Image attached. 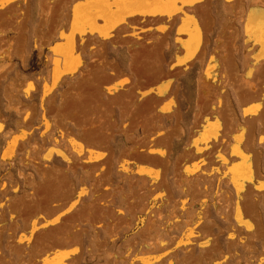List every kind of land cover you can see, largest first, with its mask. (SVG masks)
Returning <instances> with one entry per match:
<instances>
[{"label": "rangeland", "instance_id": "obj_1", "mask_svg": "<svg viewBox=\"0 0 264 264\" xmlns=\"http://www.w3.org/2000/svg\"><path fill=\"white\" fill-rule=\"evenodd\" d=\"M135 1L0 0V264H264V0Z\"/></svg>", "mask_w": 264, "mask_h": 264}, {"label": "bare ground", "instance_id": "obj_2", "mask_svg": "<svg viewBox=\"0 0 264 264\" xmlns=\"http://www.w3.org/2000/svg\"><path fill=\"white\" fill-rule=\"evenodd\" d=\"M134 1H135V0H134ZM135 2H136V1H135ZM125 3H126V2H125ZM131 14H132V13H131ZM129 16H130V15H129ZM132 16H133V15H132ZM142 17L145 18L144 15H143ZM142 17H139V18H142ZM132 18H133V17H132ZM136 19H137V18H136ZM141 28H143V27H141ZM139 30H140V29H139ZM83 40H84V39H83ZM93 41H94V40H93ZM81 44H82V43H81ZM88 44H89V43H88ZM67 45H68V44H67ZM82 45H83V44H82ZM82 45H80L81 48H82ZM89 45H91V44H89ZM92 45H93V43H92ZM87 46H88V45H87ZM80 47L78 46V48H80ZM144 47H145V46H144ZM81 48H80V49H81ZM91 48H92V47H91ZM145 48H146V47H145ZM145 48H144V49H145ZM60 49H61V48H60ZM144 49H142V48H141V49H140V48H136V49H134L133 51H134L135 53H136V52L139 53V52H144V51H145ZM90 50H91V49H90ZM56 51H57V50H56ZM79 52H80V51H79ZM98 52H99V51H98ZM56 53H57V52H56ZM53 54H54V53H53ZM78 55H79V54H78ZM54 57H55V55H54ZM78 58H79V57H78ZM49 60H50V58H49ZM51 60H52V57H51ZM60 61H61V60H60ZM51 62H52V61H51ZM63 62H64V61H63ZM53 64H54V63H53ZM93 64H94V63H93ZM58 66H59V65H58ZM58 66H57V67H58ZM94 68H95V67H94ZM114 68H115V67H114ZM100 69H101V68H100ZM52 70H53V69H52ZM58 70H59V69H58ZM96 70H98V69H96ZM50 73H51V72H50ZM81 73H82V72H81ZM93 73H95V72H93ZM102 73H103V72H102ZM102 73H101V74H102ZM105 73H106V72H104V74H102L103 76H102V75H100V76L98 75V76H99V79H100L102 82H105L103 79H108V78H110V76L108 75V77H107V75H106ZM98 74H99V73H98ZM84 75H85V74H84ZM89 75H90V74H89ZM89 75H88V76H89ZM52 76H53V75H52ZM98 76H96V77H98ZM112 76H113V75H112ZM115 77H116V76H115ZM81 78H82V76H81ZM84 78H86V77H84ZM90 78H92V77H89V82L91 81ZM87 79H88V78H87ZM87 79H85L87 83H84V85L86 84V85H89L88 87H93V86H90V84L88 83ZM82 80H83V78H82ZM94 80H95V78H94ZM96 80H97V79H96ZM100 80H99V81H100ZM115 80H116V78H115ZM99 81H98V82H99ZM108 81H109V80H108ZM118 83H119V82H118ZM75 84H76V83H75ZM82 84H83V83H82ZM84 85H82V86H84ZM74 86H75V85H74ZM76 86H77V85H76ZM78 86H79V84H78ZM80 86H81V85H80ZM86 87H87V86H86ZM86 87H85V88H86ZM78 88H79V87H78ZM93 88H94V87H93ZM81 89H82V88H81ZM82 90H83V89H82ZM95 90H96V89H95ZM75 91H76V90H75ZM75 91L73 90L72 93L75 92ZM96 91H97V90H96ZM77 92H78V91H77ZM77 92H76V93H77ZM79 92H81V91L79 90ZM79 92H78V93H79ZM83 92H84V91H83ZM98 92H99V91H98ZM79 94H80V93H79ZM79 94H78V95H79ZM83 94H84V93H83ZM100 94H101V93H100ZM81 95H82V94H81ZM81 95H80V96H81ZM94 96H95V95H94ZM98 96H99V95H98ZM76 97H77V96H76ZM65 98H66V97H65ZM80 98H82V97H80ZM66 100H67V99H66ZM77 100H80L79 97H78ZM63 101L66 102L65 100H63ZM68 101H69V100H68ZM70 101H71V100H70ZM80 102H81V101H80ZM68 103H69V102H68ZM86 103H87V102H86ZM96 103H97V102H96ZM63 104H64V103H63ZM77 104H78V103H77ZM92 104H93V103H92ZM87 105H89V104H87ZM69 106H70V105H69ZM76 106H77V105H76ZM79 106H80V105H79ZM93 106H94V105H92V107H93ZM95 106H96V105H95ZM73 107H75V105H74ZM81 107H82V105H81ZM83 107H85V106L83 105ZM87 108H88V107H86V110H87ZM89 108H90V107H89ZM79 109H80V108H79ZM93 109H94V108H92V111H93ZM124 109H125V108H124ZM124 109H123V110H124ZM69 110H70V109H69ZM83 110H85V108H84ZM90 110H91V108H90ZM70 111H72V109H71ZM70 111H69V113H70ZM77 111H78V106H77ZM77 111H76V108H75V111L73 110V112H74L73 114H75V112H77ZM79 111H81V110H79ZM124 111H125V110H124ZM83 112H84V111H83ZM93 112H94V111H93ZM70 114H72V113H70ZM80 114H81V113H80ZM83 114H84V113H83ZM90 114H91V113H90ZM93 114H94V113H93ZM67 115H68V114H67ZM78 115H79V114H78ZM71 116H72V115H71ZM74 116H75V115H74ZM84 116H85V115H84ZM84 116H83V117H84ZM77 117H78V116H77ZM67 118H68V117H67ZM74 118H75V117H74ZM91 118H93V117H91ZM81 119H82V118H81ZM75 120H76V119H75ZM87 120H88V122H89V119H87ZM78 122H80V121L78 120L77 123H78ZM81 122H83V123H82V127H83V134H84L85 138H86V137H89L90 135H91L90 138H93L92 136H95V135H96V134H95L96 132L94 133L95 130H94V129H90V127H91L90 125H89V126H90L89 128H84L85 126L88 125L87 121L85 122V120H83V121H81ZM78 124H79V123H78ZM89 124H90V123H89ZM79 125H80V124H79ZM92 125H93V124H92ZM94 125H95V124H94ZM64 127H65V125H64ZM97 127H98V126H97ZM202 127H203V126H202ZM203 128H204V127H203ZM100 130H102V129H100ZM98 131H99V130H98ZM62 132H63V131H62ZM69 132H70V130H69ZM44 133H45V132H44ZM67 133H68V131L66 132V134H67ZM93 134H94V135H93ZM62 135H63V134H62ZM64 136H65V135H64ZM64 136H63V137H64ZM98 136H102V135H101V134H100V135L98 134V135H96L95 137H98ZM68 137H69V136H67V138H68ZM72 137H73V136H72ZM78 137H79V136H78ZM95 137H94V138H95ZM105 137H106V136H105ZM78 139H79V138H78ZM88 139H89V138H88ZM66 140H67V139H66ZM81 140H82V139H81ZM84 140H85V139H84ZM56 141H57V140H56ZM64 141H65V140H64ZM75 141H76V140H75ZM87 142H88V141H87ZM81 143H82V142H81ZM93 144H94V143H93ZM56 145H57V144H56ZM64 145H65V144H64ZM81 145H82V144H81ZM52 146H54V145H52ZM67 146H68V145H67ZM76 146H78V144H76ZM91 146H92V145H91ZM80 147H81V146H79L78 148H80ZM84 147H85V146H84ZM58 148H60V147H58ZM75 148H76V147H75ZM81 148H83V147H81ZM63 149H64V148H63ZM60 150H61V149H60ZM66 150H67V149H66ZM77 150H78V149H77ZM82 150H83V149H82ZM82 150H81V152H82ZM68 151H69V150H68ZM99 151H100V150H99ZM73 152H74V151H73ZM79 152H80V150H79ZM75 153H76V152H75ZM68 157H69V156H68ZM72 157H73V156H72ZM72 157H71V158H72ZM81 158H82V157H81ZM32 160H33V159H32ZM70 160H71V159H70ZM70 160H69V161H70ZM29 161H30V160H29ZM31 163H32V162H31ZM39 165H40V163H39ZM76 167H77V166H76ZM54 172H55V171H54ZM39 173H40V172H39ZM41 173H42V172H41ZM74 173H75V172H74ZM42 174H43V173H42ZM48 174H49V173H48ZM61 177H62V176H61ZM49 179H50V178H49ZM49 179H48V180H49ZM46 180H47V179H46ZM63 181H64V180H63ZM46 184H47V183H46ZM72 197H74V196H72ZM33 198H34V197H33ZM35 203H36V202H35ZM235 209H236V208H235ZM239 210H240V209H239ZM234 214H235V213H234ZM66 217H67V216H66ZM63 218H64V217H63ZM47 219H48V218H47ZM39 220H40V219H39ZM49 220H50V219H49ZM42 222H43V221H42ZM45 222H46V221H45ZM25 225H26V224H25ZM47 226H48V225H47ZM53 229H54V228H53ZM26 232L28 233V231H26ZM53 233H54V232H53ZM60 233H61V232H60ZM54 234H56V233H54ZM48 235H49V234H48ZM52 235H53V234H52ZM54 236H55V235H54ZM57 236H59V235L57 234ZM42 237H43V236H42ZM42 237L39 236V237H37L38 239H36V240H39V238L41 239ZM56 238H57V237H56ZM61 238L63 239V236H62ZM57 239H58V238H57ZM59 239H60V238H59ZM36 242H37V241H36ZM38 249H39V248H38ZM51 249H52V248H51ZM55 249H58V248H55ZM53 251H54V250H53ZM50 253H51V252H50ZM25 254H26V253H25ZM29 254H30V253H29ZM45 254H46V253H45ZM51 254H53V253H51ZM32 260H34V259H32ZM42 260H43V259H42ZM42 260H41V261H42ZM20 262H21V261H20ZM27 262H28V261H27ZM31 262H33V261H31ZM24 263H25V262H24ZM32 264H33V263H32ZM39 264H40V263H39Z\"/></svg>", "mask_w": 264, "mask_h": 264}]
</instances>
